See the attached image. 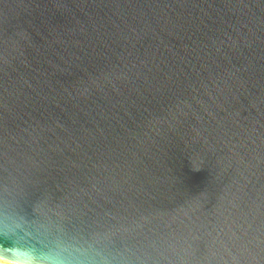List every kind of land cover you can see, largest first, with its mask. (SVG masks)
Here are the masks:
<instances>
[{
    "label": "water",
    "instance_id": "1",
    "mask_svg": "<svg viewBox=\"0 0 264 264\" xmlns=\"http://www.w3.org/2000/svg\"><path fill=\"white\" fill-rule=\"evenodd\" d=\"M264 264V0H0V258Z\"/></svg>",
    "mask_w": 264,
    "mask_h": 264
},
{
    "label": "clouds",
    "instance_id": "2",
    "mask_svg": "<svg viewBox=\"0 0 264 264\" xmlns=\"http://www.w3.org/2000/svg\"><path fill=\"white\" fill-rule=\"evenodd\" d=\"M39 264H100V262L91 259H81L73 261L67 258L65 253H55L50 257L40 261Z\"/></svg>",
    "mask_w": 264,
    "mask_h": 264
},
{
    "label": "bare ground",
    "instance_id": "3",
    "mask_svg": "<svg viewBox=\"0 0 264 264\" xmlns=\"http://www.w3.org/2000/svg\"><path fill=\"white\" fill-rule=\"evenodd\" d=\"M0 264H17L6 259L0 258Z\"/></svg>",
    "mask_w": 264,
    "mask_h": 264
}]
</instances>
